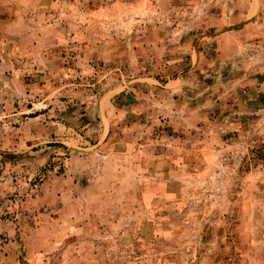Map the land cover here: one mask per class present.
<instances>
[{
	"label": "rangeland",
	"instance_id": "obj_1",
	"mask_svg": "<svg viewBox=\"0 0 264 264\" xmlns=\"http://www.w3.org/2000/svg\"><path fill=\"white\" fill-rule=\"evenodd\" d=\"M0 264H264V0H0Z\"/></svg>",
	"mask_w": 264,
	"mask_h": 264
}]
</instances>
